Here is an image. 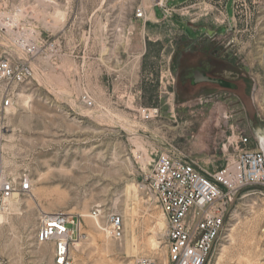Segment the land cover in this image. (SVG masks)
Masks as SVG:
<instances>
[{
	"label": "rangeland",
	"instance_id": "rangeland-1",
	"mask_svg": "<svg viewBox=\"0 0 264 264\" xmlns=\"http://www.w3.org/2000/svg\"><path fill=\"white\" fill-rule=\"evenodd\" d=\"M240 1L234 13L233 0H169L173 17L154 0H60L48 9L9 1L60 47L33 62L34 77L7 121L5 165L29 174L33 191L11 203L0 264H53V246L37 243L36 233L41 212L59 211L81 217L73 264L144 257L167 264V222L145 189L158 154L172 145L219 168L225 155L241 151L231 146L240 134L251 137V150L257 128L264 130V0ZM140 7L146 21L136 18ZM186 33L206 35L191 65L214 68V77L234 88L183 85ZM110 212L124 217L121 240L100 228ZM207 264H264V191L249 189L235 201Z\"/></svg>",
	"mask_w": 264,
	"mask_h": 264
},
{
	"label": "built area",
	"instance_id": "built-area-1",
	"mask_svg": "<svg viewBox=\"0 0 264 264\" xmlns=\"http://www.w3.org/2000/svg\"><path fill=\"white\" fill-rule=\"evenodd\" d=\"M9 1L0 0V236L13 200L33 191L29 174L10 171L5 165L7 121L16 109L25 85L34 77L33 62L48 52L58 53L60 47L57 40L38 35L32 23L21 19ZM39 1L53 6L60 0ZM154 1L155 8H160L165 17L174 16L177 8L169 7V0ZM240 2L233 0L234 13ZM136 18L146 21V10L138 8ZM216 36L218 33L214 32ZM84 101L93 106L89 97H84ZM148 111L144 110L142 114L149 118ZM233 139L234 134L229 138V145ZM255 141L257 148L250 150L251 137L240 134L231 146L239 147L241 151L230 157L225 155V164L213 174L200 169L196 161L184 153L167 151L158 154L145 189L167 222V264H207L224 231L230 198L249 187L264 188V152L259 148L257 138ZM101 215L102 211L94 210V219ZM102 224L100 228L109 238H123V215L107 213ZM80 225L78 215L60 211L40 213L36 240L40 245L53 246V264H73L71 253L82 236ZM134 264L158 263L144 257Z\"/></svg>",
	"mask_w": 264,
	"mask_h": 264
},
{
	"label": "flooded vegetation",
	"instance_id": "flooded-vegetation-1",
	"mask_svg": "<svg viewBox=\"0 0 264 264\" xmlns=\"http://www.w3.org/2000/svg\"><path fill=\"white\" fill-rule=\"evenodd\" d=\"M193 30V29H192ZM194 31H198L195 30ZM187 35V39L189 41V47L188 50L186 52V61L188 63H190L189 61V57L191 55H193V52H195V50H198L199 48H202V42L203 40L206 38V35L204 33H199V35L197 36V38L192 39L191 36L188 35V33H186ZM185 58L184 56L181 57ZM206 64H199V65H186V68H184L183 70L178 71V76L182 78V82L183 85L187 88V89H192L195 88L197 85L200 84H211V83H200V84H196V80L199 79L198 73H202L204 75L209 76L210 78L216 79L214 77V74L212 73L214 68H211L210 66H208Z\"/></svg>",
	"mask_w": 264,
	"mask_h": 264
},
{
	"label": "water",
	"instance_id": "water-1",
	"mask_svg": "<svg viewBox=\"0 0 264 264\" xmlns=\"http://www.w3.org/2000/svg\"><path fill=\"white\" fill-rule=\"evenodd\" d=\"M208 34L209 35H214V32L208 31ZM198 76H199V79L196 80V82H195L196 84L211 83V84H218L220 87L225 88V89L234 88V86L232 84H230V83H228V82H226L224 80L213 79V78H210L209 76L204 75L202 73H198ZM256 138L259 141V148L262 149L263 152H264V143L261 140V138L259 137V134L257 132H256ZM252 188H256V189L264 191V188H262V187L253 186V187L246 188V189L240 191L236 196L231 197L230 198V205H229L228 211H227L226 216H225V221H227V219L229 218L231 212L233 211L235 201L241 196V194L243 192H245V191H247L249 189H252Z\"/></svg>",
	"mask_w": 264,
	"mask_h": 264
},
{
	"label": "crops",
	"instance_id": "crops-1",
	"mask_svg": "<svg viewBox=\"0 0 264 264\" xmlns=\"http://www.w3.org/2000/svg\"><path fill=\"white\" fill-rule=\"evenodd\" d=\"M72 0H69V2H71ZM153 14H154V17L156 16L157 17V12H156V9L154 8V11H153ZM186 65H191V63H188L187 61H186V58H182L181 60H180V62H179V64H178V68H180V70H183L184 68H186ZM127 67H128V64H126L125 65V71H124V77H126V75H127ZM164 69H168V70H170V65L168 64L166 67H163ZM121 75H123V72L121 71V73H120ZM171 148H168V147H166V148H164V152H175L174 151V149H173V147H172V145L170 146ZM215 161V160H214ZM196 163H197V165H198V167L200 168V169H202V170H204L205 172H207L208 174H213V173H215V171L218 169V167L217 168H212V167H203L202 165H200L197 161H196ZM216 163H218L217 161H216Z\"/></svg>",
	"mask_w": 264,
	"mask_h": 264
},
{
	"label": "bare ground",
	"instance_id": "bare-ground-1",
	"mask_svg": "<svg viewBox=\"0 0 264 264\" xmlns=\"http://www.w3.org/2000/svg\"><path fill=\"white\" fill-rule=\"evenodd\" d=\"M35 2H37L38 4H39V6L40 7H42V8H45V9H48V8H50L51 6H49V4L48 3H44V2H41V1H39V0H35ZM52 7H54V6H52ZM153 9V8H152ZM58 16H60V13L58 12V14H57V17ZM150 16H152V17H154V14H153V12H152V14L150 15ZM155 18V17H154ZM153 19V18H152ZM155 20V19H154ZM154 113V112H153ZM153 113H151V114H153ZM257 133L259 134V137L261 138V140L263 141V143H264V130L263 129H261V128H257ZM146 159H148V158H146ZM83 216V215H82ZM98 224V223H97Z\"/></svg>",
	"mask_w": 264,
	"mask_h": 264
}]
</instances>
